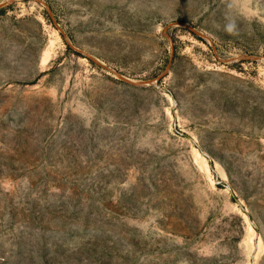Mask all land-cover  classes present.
Masks as SVG:
<instances>
[{
  "label": "rangeland",
  "instance_id": "374dc122",
  "mask_svg": "<svg viewBox=\"0 0 264 264\" xmlns=\"http://www.w3.org/2000/svg\"><path fill=\"white\" fill-rule=\"evenodd\" d=\"M0 264H264V0H0Z\"/></svg>",
  "mask_w": 264,
  "mask_h": 264
},
{
  "label": "bare ground",
  "instance_id": "6f19581e",
  "mask_svg": "<svg viewBox=\"0 0 264 264\" xmlns=\"http://www.w3.org/2000/svg\"><path fill=\"white\" fill-rule=\"evenodd\" d=\"M202 161L204 163V166H205L206 171L207 172H210V168H209V164H208L207 160L206 159H203ZM220 171H222V174L225 175V172L223 170H220Z\"/></svg>",
  "mask_w": 264,
  "mask_h": 264
}]
</instances>
